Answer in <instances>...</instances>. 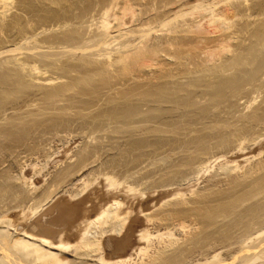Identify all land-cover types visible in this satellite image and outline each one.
Returning a JSON list of instances; mask_svg holds the SVG:
<instances>
[{
  "label": "bare ground",
  "instance_id": "bare-ground-1",
  "mask_svg": "<svg viewBox=\"0 0 264 264\" xmlns=\"http://www.w3.org/2000/svg\"><path fill=\"white\" fill-rule=\"evenodd\" d=\"M59 1L56 0L55 2ZM61 1L60 3H62ZM27 6L30 7L27 10L34 11L39 3L36 5L33 1L27 2ZM4 7L6 8V6ZM43 7V11H41L42 8L40 10L41 13L47 11L44 5ZM30 11H26V13H31ZM49 12L38 14V16L41 20L46 21L56 17L59 19V23L64 19L73 21L77 18V16L70 14L69 10L64 14L59 10L54 13V10V12L51 11L53 14L47 15ZM107 12L105 10L104 13L107 15ZM212 13H210L211 17L219 18V12ZM0 14L2 15V13ZM127 14L129 15L125 12L123 15L115 16L116 28L107 17H104L99 27L100 30H103L101 36L116 37L111 35L113 32H118L121 36H128V40L119 45L120 51L117 55L113 56L109 53L105 57L102 55L101 58L104 57V59L98 60L100 59L98 57L89 60L87 55L77 54L65 62L58 59L53 61L55 56L54 59L50 56L47 57L49 55L46 53L48 50L43 52V49L41 50L42 53L33 51V48L42 46L33 42L37 47H34L35 45L27 47L29 50L27 54L23 50L19 54L25 53V55L17 57L18 59L14 55L11 57L13 58L12 61L5 62L9 63L8 65L0 66V170L5 167L7 162L14 165L10 156L14 155L17 148L33 152L39 143H43L47 134L62 128L73 130L80 125L88 130L104 132L108 126L115 141V143L113 142L115 146H113L117 147L121 143L119 150L114 153L115 156L123 153L122 158H110L111 162L106 163V165L103 164L98 173L93 171L86 173L90 164L92 165L94 162L88 158L91 155L90 150H88V148L91 149L89 146L84 149L87 150L86 153H81L82 157L71 158L64 169H60L61 171L54 177L51 176L52 178H46L47 174L42 172V169L50 160V162L56 160V156L54 158L49 157L46 165L40 164L35 158H25V161L21 162V169L18 168L21 170L20 172L25 169V177L22 181L20 180L21 182L8 175L7 170H1L0 264H90L78 259L91 253H94L93 255L96 253L97 264H264V221L259 222L264 219V213L262 214L260 211V213L257 212L258 215L255 212V215L262 219L254 220L258 222V225L253 227L254 230L248 229L249 231L246 233L247 226L246 228L242 226L245 234L238 231L240 228L238 226L237 231L235 230L238 222L241 221L242 223L243 221L239 219L240 213L250 214L247 216L251 217L254 216L252 213L254 207L264 205L262 198L264 184L263 186L254 184L246 193L242 194L244 196L241 198L234 197L233 194L235 193L231 196L228 195L229 199L228 202L226 201V205L222 204L221 207L220 204L218 207L214 204L215 208L218 207L216 210L213 209V206L210 207L212 210L208 209L209 205H206L208 201L212 200L211 193L208 194L201 189H192L195 185L193 187L188 185L186 191L174 186L180 184L190 175L191 168L188 166L193 164L194 158L189 155V148L194 146L197 151L204 150L208 145L206 141L208 142L211 137L213 140L214 136H218V133L223 131V129H217V126L214 125L215 127H213L211 124V127L207 128L210 130H206L208 124H204L205 126L202 127H198V125L201 122H210L211 119L215 121L218 118L216 116L218 113L215 111L217 113L215 114L212 111L214 108L212 106L221 105L223 98L229 97L228 94L231 90L228 88L233 89L238 82L243 84V81L248 79L245 78L246 75H250V73L247 74L249 70L255 72L251 68V64L255 63L250 62L249 65L251 66L247 72L246 67L249 65L240 67V64L247 60L245 55H243L244 60L242 59L243 56L240 58L243 61L238 64L239 66H236L237 63L225 61L219 62L220 64L215 63L217 65L207 63L193 68L186 67L182 63V66L178 67L179 65L176 66L175 61L169 62L167 59L169 64L178 67V71H174V66L173 76L179 80L167 79L166 76L159 80L158 78L155 79L158 75H154L153 80L156 81L151 78L152 81L150 82L142 83L140 81L136 83V85L142 83V86L150 84L153 86L151 88L141 89L138 92V88L135 89L136 87L128 85L130 86V88L126 86L128 90L125 88L117 90V87L115 88L113 87L114 84H111L119 79L125 80L123 75L127 72L130 64L128 61L133 59L132 56L135 51L140 47L153 50L152 47L162 44L161 37L155 34L156 31H153L156 20L142 22L140 19L141 22H139L140 20L137 19L139 20L138 23L136 20L132 23L133 18L131 17L134 15L130 13V17ZM20 16L16 17V28L21 31L25 27L23 17ZM29 18H31L30 15ZM1 20L3 17L0 19V24ZM31 20L28 22L29 25ZM166 20L169 21L170 17L165 18L163 22ZM33 22L32 25H34ZM133 24L135 27H131ZM54 27L56 28L58 25ZM74 31L73 29L70 32L71 36L67 33L68 37L63 38V40L71 42L69 51L82 50L87 52L97 44L90 43L95 41L92 37L89 38L92 41L88 40L90 42L87 43L88 38L84 40V33L81 34L80 30L72 33ZM62 33L61 35L64 34ZM25 34L28 36L27 32ZM101 36L97 37L101 38L98 41L105 43L104 47L110 45L106 42V38ZM143 36H148V41L142 42L143 45L137 44V40ZM260 37L262 36L260 35ZM165 39L168 41L169 37ZM171 40L168 43L171 44ZM38 41L40 42V40ZM48 41L42 43L45 44ZM172 41L174 42V40ZM42 47L46 46L43 45ZM10 48L7 53L8 51L11 53L19 51L18 44L16 47L12 48L11 46ZM255 48L257 49V46ZM161 51L165 52L166 56L171 57L164 48ZM213 51L206 50L203 53L207 54L208 58H212L216 55L214 53L216 50ZM4 54H6L5 51ZM156 54H159L158 50ZM252 54V57L261 56L254 55L256 53ZM248 56H250L251 61V55ZM15 60L17 61L15 62ZM257 61L261 62V59H257ZM232 63L234 67H232ZM243 63L245 64V62ZM236 69L244 72L246 70L245 75H242L245 77H242L240 73L238 74ZM255 69H264V63H259L258 68ZM230 70L233 73H230ZM113 73H116L114 74L116 76H113ZM65 77L67 80L61 81ZM181 78H185L184 81H181ZM244 78L246 80H242ZM39 79L45 81L46 85L36 82ZM226 79L229 83L234 80L235 86L226 89L229 84L226 83ZM250 79L248 81H251ZM240 83L238 86H241ZM108 86L112 93L106 88ZM144 86L143 88L146 87ZM105 88L109 93L103 90ZM197 95L205 98L206 101L204 99V101H197L196 98H199ZM80 106L87 107V110L94 106L96 111L94 118L91 120L85 114L82 115ZM85 107L82 110L86 111ZM66 145H68V140ZM54 149L56 148L54 147ZM164 151H168L169 158H161L160 155ZM180 154L183 156H179ZM57 155L59 154L57 153ZM61 162L63 163V161ZM207 163L210 164V162ZM208 169L209 166L205 171ZM40 178H46L47 182L50 181V185L48 187L39 186L36 181ZM99 178H101L99 182L102 183V187L107 188L104 191L100 188L102 193L93 188L95 182L100 180ZM148 189H152V191L148 192ZM257 199L259 200L258 203L254 201ZM150 201L153 205H150ZM158 204L159 207H157ZM241 207L242 210H240ZM151 208L154 209L148 212ZM133 213L143 216V220L139 221L137 219L139 216L136 217ZM235 219L240 221H236V223ZM231 230L235 231L231 235L236 233V236L234 237L235 242H232L235 244L230 247L231 243L226 242L231 240L227 239V234H230ZM200 242L209 244H203L205 250L202 248L198 250L197 246L195 251L196 248L191 246ZM130 244H133V247L129 248ZM227 246L230 248L224 250ZM190 250L196 253L192 254L193 257L183 255L185 251ZM71 257L76 258L72 259Z\"/></svg>",
  "mask_w": 264,
  "mask_h": 264
},
{
  "label": "rangeland",
  "instance_id": "rangeland-1",
  "mask_svg": "<svg viewBox=\"0 0 264 264\" xmlns=\"http://www.w3.org/2000/svg\"><path fill=\"white\" fill-rule=\"evenodd\" d=\"M3 1H0V13H2V15L0 14V16H1L0 19H2V17H3V20H1V24H0V52H1L0 53V66L2 65V67L4 65L9 64V63L7 64L5 62L13 60V58H11L12 56L15 55L14 57L17 58V57H22V55H25V53L19 54V52H22L24 50L23 52H26V54H27V52L29 51L27 49V47H30V46L35 45V44L38 46L45 45L46 47L41 46L40 48H33L32 49L33 51H36V52L38 51V53H42L41 50L44 49L43 52L48 50L46 52L49 54V55H47V57L50 56V58H53L55 56V59L53 58L54 59L53 61H56L58 59V60H61L62 62H65L66 60L71 59L70 57H75L77 54H81V56L82 55L84 56V54H85L90 58L89 59L87 57L89 60H91L93 58H98V57H100V59H98V60L104 59V57L109 53H111L113 56L115 54L117 55V53L120 51L118 48L119 45L121 43L126 42L128 40V38H127L128 36L127 35L121 36V34L120 33L118 34V32H116V33L113 32L111 34V35H115L116 37H111V36L106 37V35L101 36V33L103 32V30H100L99 27L101 26V23H102L101 21L104 20V17L105 18L107 17L112 22V25L114 26V28H116L115 26L117 25V22H116L115 16L123 15L125 12L129 13V15H130V13L134 15V17L133 16L131 17V15H130V17L133 18L132 23L135 22L134 20H136V22H137L140 19L142 20V22L145 20H147V21H152L153 19H154V21L156 20L155 28L153 29V31H156L155 34H158L161 37L160 40L162 39V44H161V46H158L159 45L158 44L157 46L152 47L153 50L151 48L140 47L137 51H135V54L132 56L133 59H130L128 61L130 63L129 65L127 64L128 70L123 75V78L126 81L124 79H123L124 81L119 79L120 81L117 80L111 84V85L114 84L113 87H115V88L117 87L116 88L117 90L120 88L127 89V87L130 88V86H134V88L136 87L135 89H137V88L139 89V90L137 89V91L139 92V91H141V89L145 90L149 87L151 88L153 86H150V84H148V85L146 84L145 85L146 87L143 85L145 87V88H143L142 83L152 81L156 75H158V77L156 76L155 79L158 78L159 80H161L160 78H162L163 76L164 77L166 76L167 79H174L175 78L174 80H179V78L174 77L173 75H174V71H176L177 68L182 66V65H184L186 67L190 66L191 68H193V67H197L198 65L200 67V65H204L207 63L217 65V64H220V63L227 61L229 63H231V62H234V64L237 63L236 66H239L238 64H240L245 59V57L243 55H245L247 57L246 58L247 60L250 58V56H248V55H251V57L253 56L252 53H256L254 55H259V56L261 55L260 57H258V56L252 57L251 61H250V59H249V61L244 60L243 62H245V64L243 62L240 64V67H245L251 63H255V64H251L252 66L249 65L246 67L247 72L250 69V66H251L252 70L255 71V72H252L249 70V72L247 73L248 75L250 73L249 76H247V75H246V77L242 76V75H245L246 70L244 72V71H240V70L236 69L237 73L238 74L240 73V75L242 77H245L246 79L252 78V79H250L251 81H248V79L246 80L244 78L242 80H246V81H243V84L238 82L241 84V86H238L239 85L238 83L235 86L233 84L234 80H233V82L231 81L229 83L228 79H226V81H227L226 83H229L227 86L225 85L226 89L228 87H231V86L236 87V88L234 87L235 89L234 88L233 89L228 88V90H231V92L229 91L231 93V96L229 93L228 94L229 97H224L223 103L221 105L219 104L216 106H212L214 108L216 107L215 108L216 110L214 108H212L213 109L212 110L210 107H208L213 112L216 111L218 113L217 114L215 112V114H217L216 116H218V118L215 119V121L213 119H211L210 122H208V121L207 122H201L202 124L200 123V125H198V127L199 126L202 127V126H205L206 124H208L206 127V130H210V129H207L208 127L217 126L218 127L217 129H223V131L221 130V132L218 133V136H214L215 138L213 137V140L211 139L212 138L211 137L208 139V142L206 141V143L208 144L206 146V149L201 150V151H199V150L197 151L196 147H194V146L189 148V153H190L189 155H191V157L194 158L193 164L191 163L192 165L188 166L189 168H191L190 175L188 178L183 180L180 184H176L174 186H175V188L180 187L181 190L186 191L187 190L186 187L188 185H191L192 187L195 185V187H193V188L191 186L190 187L192 189H197V190L201 189L203 191H206L208 194L211 193V195H212L211 198L213 201L212 200L210 202L208 201V203L206 204L207 206L209 205L208 207L206 206L208 209L210 207L212 208V206L214 209L215 208L214 204H216V206L218 205V207L220 204H221V207H222V204L226 205L228 202V199H229L227 196L228 195L231 196L233 193H235V194H233L234 197H236V196H238V198L243 197L244 195L242 196V194L246 193L249 190V188L252 187L254 184H258L259 186H263V184H264V182H263V180H264V166H263L264 165V69H255V68H258L259 63H264L263 62V60H264V58H263L264 57V54H263L264 53V32H263L264 31V0H64L63 2L60 0L62 3H60V1L55 2L56 0H44V1L43 0H30V1L29 0H3ZM32 1H33V3H36V5H38V3H39V6H36L35 7L36 9H34V11L33 10L30 11L31 9L27 10L30 8L29 6H27V2H32ZM24 2H25V4H24ZM43 5L46 7L47 11H50L49 14L47 13V15H50L51 11L54 12V10H55L54 13H56L57 10H59V12H61L63 14L69 10L70 14L74 15L75 17L77 16V18H75V20L73 19V21L71 19H64V21H61L60 23L58 21L59 19H56V17H52V19L47 20V21L41 20L39 18L38 14H43V13L47 12L46 10L43 13L40 12ZM4 6H6V8ZM24 7H25V9H24ZM43 8L41 11H43ZM203 8H205V9L203 10ZM207 8H209V9L207 10ZM25 10L28 12L30 11L31 13H28V12L26 13ZM105 10L108 11L107 15L104 13ZM212 12H214V13L219 12V14L221 16L219 15V18L211 17L210 13H212ZM51 14H53V13H51ZM20 15H22V17H23L24 27H25V29H23V30L21 29V31L19 28H16V17H19ZM29 15L31 16V18H29ZM167 17H170V20L169 21L166 20L165 22H163L164 19ZM38 18H39V20H38ZM129 18H127V19H129ZM211 18H213V19H211ZM137 19H139V20H137ZM30 20L32 22L35 20V22H33L34 25H32V22L30 23L31 26L29 25L28 22ZM141 20L139 22H141ZM36 21H38V22H36ZM89 21H91V22H89ZM62 23H64V24H62ZM188 23L190 24V26ZM194 24L196 25L197 28L195 27ZM56 25H58V27L55 28L54 26H56ZM133 26H134V24L131 27H133ZM187 26H189V27H187ZM184 27L186 29H183ZM14 28H16V29H14ZM157 28H158V30H157ZM32 29L34 30V32L36 31L35 36L33 35L34 32ZM73 29L75 31L72 33H75L79 30H80L81 34L84 33L83 35H85V36L83 38H84V40H86L88 38L86 40L87 43L92 41V39H89L91 37L93 38V40H95L94 42L93 41L90 42V43H94V44L97 43L94 47H92L90 49L91 51L90 50L87 52H83L82 50L69 51L71 42H67L65 39L63 40V38H65L66 36L68 37L67 33H69V36H71L72 34L70 32L73 31ZM3 30H4V32H3ZM184 30H188V31H184ZM123 31L125 32V30H123ZM26 32H27L28 36H26V34H25ZM62 32L66 35L64 36V34ZM88 32H89V34H88ZM18 33H20V34H18ZM28 33H30V34H28ZM61 33L63 35H61ZM260 35L262 37H260ZM98 36L106 38V42L109 43L111 46L107 45V46H109L108 48H106L107 46L104 47L105 43L99 42L98 40H101V38L100 37L97 38ZM147 37L143 36L142 38H139L136 43L143 45L145 40L148 41L149 37L148 38ZM168 37H169V40L167 41V39H165V38H168ZM172 37L174 38V39H172V40H174V42L170 39ZM25 38H27V39H25ZM37 38H39V39H37ZM47 38H49V39H47ZM38 40H40V42ZM88 40H90V41H88ZM140 40H142V41H140ZM170 40H171V44L173 46L170 43H168V42H170ZM44 41H46V42L48 41L49 44L46 42H45V44H43ZM33 42L35 44H33ZM59 42H61V43H59ZM30 43H31V45H30ZM17 44L19 46V51L14 52V53H11V51H8V53H7V50L11 49L10 48L11 46L13 48V47H16ZM145 44H146V42H145ZM36 45L34 47H37ZM66 45H68V46L65 47ZM90 45H93V44H90ZM255 46H257V49L255 48ZM163 48L166 50V52L167 51L169 52V55H171V57H169L168 55L166 56L165 52L161 51V49H163ZM250 49H252V50H250ZM157 50L159 51V54H156ZM206 50L207 51L208 50L209 51H213V50L215 51L216 50V52L213 51L216 55L213 56L212 58H208L207 54L203 53ZM4 51L6 54H4ZM249 52H250V54H249ZM94 53H96V54H94ZM102 55L104 56L103 58H101ZM172 56H173V58H172ZM58 57H60V58H58ZM241 57L243 59L242 61L240 60ZM6 58H8V59H6ZM165 58H166V60L168 59L169 62L175 61L176 66H178V65L179 66L176 68V66L174 65L175 66V70H174V66L171 63H170L171 65H170L168 60L166 61ZM234 58H235V61L239 60L240 62L239 61L235 62ZM9 59H11V60H9ZM257 59L258 60L261 59V62L257 61ZM254 60H255V62H254ZM16 61L17 60H15V62ZM185 62H186V64H185ZM215 63H217V64H215ZM162 64H164V65H162ZM232 65H233V63H232ZM241 65H243V66H241ZM232 67H234V65ZM230 71H231L230 73H233L232 70H230ZM230 73H227V74L230 75ZM241 73H244V74H241ZM114 74H116V73H113L112 75L116 76ZM54 76H56V75L54 74ZM222 76H224V75H222ZM164 77H163V79H164ZM151 78H152V80H151ZM184 79L185 78H181L180 80L184 81ZM64 80H67L66 77L64 79H62L61 81H64ZM134 81H136V82H134ZM140 81L142 82V83H140L141 85L140 84L136 85V83L140 82ZM153 81H156V80H153ZM36 82H38V83L41 82V85H42V83H43V85H46V82L43 81L42 79L41 80L39 79ZM58 82H60V81H58ZM244 82H245V85H244ZM246 82H248V83H246ZM128 85H130V86H128ZM237 87H239V88H237ZM106 88L108 89V91H111V88L109 89V86ZM106 88L103 90L105 92L109 93ZM232 90H234V91H232ZM111 93H112V91H111ZM197 97H199V96L197 95ZM196 99H197V101H200V100L206 101V99L201 97V96L199 98H196ZM84 107L85 106H80V108H81L80 110L83 112L82 115L85 114L86 116L90 117V119L94 118L95 113H96L95 107L94 106L90 107V108H88V110H87V107H85L86 111L84 109L82 110V108H84ZM9 111H11V110H9ZM88 112H90V113H88ZM219 118H220V120H219ZM210 124H211V126H210ZM110 130L111 129L108 126H107L105 132L100 131V130H92V129L88 130V129H85L84 126H81V125H80V127L74 128L73 130H71L69 128H62L60 130H54L53 133L51 132V133H49L50 135L47 134L45 136V138H44L45 140L43 141V143H39L35 147V150L33 152H30L31 150L26 151L25 149L17 148L16 149L17 153H16V151H14L15 152L14 155L10 156V158H12L14 165H10L9 162H7L5 165V167L7 169L5 167L3 169L7 170V172L9 173L8 175H11L15 180L18 179V181L21 182L23 180V178L25 177V175H24L25 169L23 170V172H20L21 171L20 167H21V162L25 161V158L26 159L29 157L35 158L38 160V162L40 164L46 165L47 164L46 162H48L47 160L49 159V157L54 158L56 156V158H57L56 160H54L53 162H50L51 161L50 160L48 162V164L46 165V167L48 169L46 167L44 168L46 170L42 169V172H45V174H47L46 178H52L55 176V174L59 173L62 169H64V167L68 163V161H71V158L76 159L77 157L79 158V156H81V153H86L87 150H84V149L85 148L87 149L88 148L87 146H89L91 149L88 148V150H90L91 155L88 158H90L89 160L94 161V162L92 165L90 164L86 173H88L90 171L98 173L100 167H102L103 164L106 165V163L109 164L111 162L110 158H115V157L122 158L121 155L123 153L117 154L118 156H115L116 154H114L115 151L119 150V148H120L119 146H121V143L119 146H117L118 149H117V147H114L115 141L112 138V134H111ZM214 130H216V129L214 128ZM214 130H212V131H214ZM71 135L72 136L75 135V136H73V138H72ZM74 137H76V138H74ZM69 139H71V140H69ZM210 139L212 140V143H211ZM54 140H56V141H54ZM67 140H68V145H66ZM44 143H45V145H44ZM224 143H225V145H224ZM54 147L56 149H54ZM124 147H122V148H124ZM80 149H82V150H80ZM217 149H219V150H217ZM52 152H56V153L53 154ZM195 152H196V154H195ZM57 153L59 155H57ZM34 155H36V156H34ZM160 156H161V158H169L170 157L168 155V151H164V153H162ZM179 156H183V155L180 154ZM64 158H66V159H64ZM211 158L212 159L215 158V159L212 160ZM248 158H249V160H248ZM45 159H46V161H45ZM209 159H211V160H209ZM61 161H63V163ZM205 161H206V163H205ZM207 162H210V164ZM203 163H205V164H203ZM257 163H260V164H257ZM53 164H56V165H53ZM42 165H40V166L42 167ZM237 165H238V167H237ZM208 166H209V169L207 171H205ZM252 166H253V168H252ZM231 167H232V169H229ZM18 168H20V169L18 170ZM245 168H247L248 170ZM3 169L1 168L2 171H3ZM249 169L251 172L249 171ZM53 171H54V173H52ZM18 176H19V178H18ZM46 178L45 179L44 178L38 179V181H36L37 184L39 183L38 184L39 186L48 187L50 185V181L47 182ZM99 179L100 180H97V182H95V184L93 185L94 187L93 186L92 187L96 191L99 190L102 193L101 190L103 189V191H104L107 188L102 187V185H101L102 183L99 182V181H101V178H99ZM178 185H180V186H178ZM95 186H97V187H95ZM100 188H101V190H100ZM178 190H180V189L178 188ZM149 191H152V189H148V192ZM239 195H241V196H239ZM213 197L216 199L214 200ZM262 198L264 201V194H263ZM258 199L254 200V201L255 202L257 201L256 203H258L259 202ZM149 203H151L150 205H153L152 201H150ZM133 205H134V203H133ZM157 207H159V204L157 205ZM157 207L155 206V208H157ZM256 207H254L253 211H252L254 216L251 214L252 216L250 217V216H247L250 214H245V213H243V214L240 213V215H239L240 218L237 216L240 220L242 219L243 221L241 223V221L239 219L238 220L235 219V222L240 221V222H238L239 224L236 225V229H235L236 231H237L238 227H240L238 229V231L239 232L241 231L242 232L241 234H243L245 232L244 228H246V226H247L246 233L249 231L248 229H250V231H251V229L254 230L253 227H256L258 225L257 220L262 219V218L258 217V215H259L258 213H260V211H262V214L264 213V209H263L264 205H259ZM217 208H215L214 210H216ZM153 209L154 208H151L148 212L152 211ZM240 210H242V207ZM255 212H256V214H258L257 216L255 215ZM133 214L136 217L139 216L137 218L139 221L143 220V216L141 217L139 214L136 215V213H133ZM238 214H239V212H238ZM134 215L132 217H134ZM255 219H257V220L254 221ZM261 221L263 222L264 219L260 220L259 222H261ZM242 226L243 227L245 226V227L242 228ZM233 231L231 230V233L227 234L228 235L227 239L228 240L231 239L229 241L227 240L228 242H226V243H228V244H230V243L232 244V242H235L234 237L236 236V233L235 234L233 233L234 234L233 236L231 235ZM231 236H232V238H231ZM203 244L206 245L209 243H207V242L201 243L200 242V243L194 244V246L192 245L191 247H195L196 248L195 251L197 250V246H198V250H199V248H202L205 250V248H204L205 245H203ZM231 244H230V247L233 246V244H235V243H233L232 245ZM200 246H202V247H200ZM131 247H133V244H130L129 248H131ZM230 247L227 246V248H225L224 250H227ZM204 250H202V251H204ZM190 251H185L183 253V255L193 257L192 254L193 253L196 254L195 251L194 252H192V250H190ZM91 254L82 256V258H79L78 260L82 261L84 263L87 262L90 264H94V263L97 264L98 258H97V256H95L96 253H95V255H93L94 253H91ZM185 254H187V255H185ZM71 258L73 259L76 257H71ZM84 258H86V259H84ZM93 259H95V260L93 261ZM254 264H256V263H254Z\"/></svg>",
  "mask_w": 264,
  "mask_h": 264
}]
</instances>
